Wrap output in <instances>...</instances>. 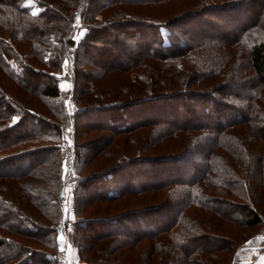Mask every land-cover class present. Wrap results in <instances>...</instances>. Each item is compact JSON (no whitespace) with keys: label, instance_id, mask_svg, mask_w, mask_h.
<instances>
[{"label":"trees","instance_id":"trees-1","mask_svg":"<svg viewBox=\"0 0 264 264\" xmlns=\"http://www.w3.org/2000/svg\"><path fill=\"white\" fill-rule=\"evenodd\" d=\"M180 2L0 0V264H56L73 151L87 264H247L238 248L264 249L234 232L264 224V0ZM67 54L76 113L99 115L72 145Z\"/></svg>","mask_w":264,"mask_h":264},{"label":"rangeland","instance_id":"rangeland-1","mask_svg":"<svg viewBox=\"0 0 264 264\" xmlns=\"http://www.w3.org/2000/svg\"><path fill=\"white\" fill-rule=\"evenodd\" d=\"M177 4L176 6H180L178 4V0H175ZM189 0H182V2H180V4L182 5H185L188 3ZM191 4V3H188V5ZM182 5V6H183ZM162 9V8H161ZM159 9V10H161ZM158 14L157 15H162V12L161 11H156ZM222 21V20H221ZM223 22V21H222ZM220 25V24H219ZM221 26V25H220ZM77 30L75 31L76 34H75V39L77 40V42H79V40L83 37V35L86 33L87 29L86 27H81L80 25L76 28ZM74 32V33H75ZM165 34H167V32L165 31ZM167 40V38H166ZM92 57V54L90 55ZM93 56H95V52H93ZM89 60V59H88ZM92 60V59H91ZM70 63H71V58L69 57V55L67 54V56L64 57V60L61 64V67L59 69V71L57 72L58 75H60V80H59V86L60 88H62V90L65 92L66 94V99H65V102H66V107H67V111H68V116H70V124L69 126L66 128L68 131H71L72 133V139L68 137L69 139V142H70V145H72V143L74 142V133H77L78 132V128L81 129L82 131H80V138L82 135H84L85 133V129L87 126L86 122H89V121H92L90 122L92 124V127H97L96 126V123L98 121H93L94 119L97 118V114H85L86 117H83L81 118V116H78V114L76 113V105H75V101H73V98H72V92L74 91V86H73V81L71 80L70 78V75L72 74L71 73V70H70ZM36 65H38V67H40V65H44L43 63H36ZM100 66H103V65H100ZM98 70H100L98 68ZM98 70H95L93 69V72H98ZM95 74V73H94ZM124 75V74H123ZM135 76V73L132 72V78ZM7 82L4 83L3 82V85L4 87L9 91V92H12L14 94H17V92L20 90L19 89V86L14 82V80H10L7 78ZM112 85V80H110L108 82V86L109 88H113L114 86H111ZM23 96H20L22 100L26 101L29 100V95L28 94H25V93H22ZM32 95V94H30ZM17 96V95H16ZM126 96V95H125ZM31 97V96H30ZM129 97H119L118 99L119 100H123L125 99V101H127ZM38 102V98L37 97H34L33 98V102L32 103H36L35 105H32L33 107L35 108H44L46 111H49L51 107V105H47L46 103H37ZM50 112V111H49ZM75 118L78 119V121L75 122ZM136 120H138V117L136 118ZM135 120V121H136ZM95 122V123H94ZM100 125V124H99ZM81 127V128H80ZM68 136V135H67ZM86 137L87 135H84L82 136V141H85L86 140ZM243 141L245 142H250V139H249V135L245 132L243 133ZM118 139V137L116 138ZM121 143L122 144H125V137L124 138H121ZM249 144H247V146L249 147ZM258 144V143H257ZM118 149V153L121 155L122 152L123 153H127V152H124L122 151V147L118 146L117 147ZM253 154H251L252 157H254V159H256L257 157L260 156V153H258L257 150H254L252 151ZM70 165L68 164L67 161L64 162L63 164V167H64V170H63V179H64V182H65V193H62V196H61V203L63 205L62 207V213H61V217H62V220H61V227L60 229L57 231V235H56V246H57V261H56V264H62L63 261L66 262V264H87V261L83 260L81 257H80V249H79V246H77L74 241H73V234H74V222H75V209H74V193H75V190L76 188L73 187V184H74V171H75V156H74V151L72 152V154L70 155ZM248 165L244 168L245 169H248ZM89 171H92V167L89 169ZM255 200V206L256 208L258 207V210L260 212H263V215H264V198H260L259 201L257 200V198L254 199ZM92 209H96V206L95 207H92ZM69 222H72V224L69 226L68 223ZM263 223L260 224V225H257V226H254V227H250L248 229V232H247V229L246 230H240V228H236V230L234 232H238V239L242 240L246 237H248V235H251V234H254V233H263L260 235V240H264V230L263 232L260 230L262 227H263ZM225 230V229H224ZM67 246L68 248L67 249H63V245L65 243H67ZM238 254H239V257L243 258L246 263L253 259V258H257L258 261L260 262V264H264V249L263 248H258V247H255V246H251V247H240L238 248L237 250ZM66 254V256H64ZM231 255H228L227 259L230 258ZM63 260V261H62Z\"/></svg>","mask_w":264,"mask_h":264},{"label":"built area","instance_id":"built-area-1","mask_svg":"<svg viewBox=\"0 0 264 264\" xmlns=\"http://www.w3.org/2000/svg\"><path fill=\"white\" fill-rule=\"evenodd\" d=\"M67 223H68V222H67ZM71 224H72V222H69V223H68L69 226H70ZM67 244H68V242L65 243V244L63 245V246H64L63 249H67V248H68ZM64 256H66V254H65ZM62 261H63V260H62ZM247 263H248V264H260V262L258 261V259H257L256 257L253 258V259H251V260H249ZM62 264H66V262L63 261Z\"/></svg>","mask_w":264,"mask_h":264},{"label":"crops","instance_id":"crops-1","mask_svg":"<svg viewBox=\"0 0 264 264\" xmlns=\"http://www.w3.org/2000/svg\"><path fill=\"white\" fill-rule=\"evenodd\" d=\"M255 247H257V246H255ZM245 261V260H244ZM248 264V263H247Z\"/></svg>","mask_w":264,"mask_h":264}]
</instances>
